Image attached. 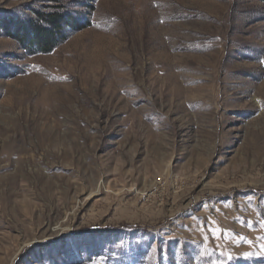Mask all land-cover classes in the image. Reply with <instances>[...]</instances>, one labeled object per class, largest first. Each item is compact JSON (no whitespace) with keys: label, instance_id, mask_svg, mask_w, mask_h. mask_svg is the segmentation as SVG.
<instances>
[{"label":"rangeland","instance_id":"1","mask_svg":"<svg viewBox=\"0 0 264 264\" xmlns=\"http://www.w3.org/2000/svg\"><path fill=\"white\" fill-rule=\"evenodd\" d=\"M262 61L264 0H0V264H264Z\"/></svg>","mask_w":264,"mask_h":264},{"label":"trees","instance_id":"2","mask_svg":"<svg viewBox=\"0 0 264 264\" xmlns=\"http://www.w3.org/2000/svg\"><path fill=\"white\" fill-rule=\"evenodd\" d=\"M38 14L36 19L17 20L13 24V37L28 50L49 52L66 39L68 27L77 28L70 15L59 12Z\"/></svg>","mask_w":264,"mask_h":264},{"label":"snow or ice","instance_id":"3","mask_svg":"<svg viewBox=\"0 0 264 264\" xmlns=\"http://www.w3.org/2000/svg\"><path fill=\"white\" fill-rule=\"evenodd\" d=\"M262 62H264V61H262Z\"/></svg>","mask_w":264,"mask_h":264}]
</instances>
